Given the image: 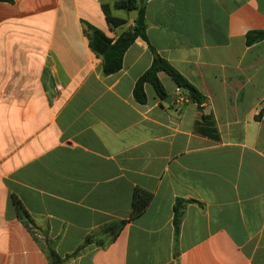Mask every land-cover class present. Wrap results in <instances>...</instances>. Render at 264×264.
<instances>
[{
  "label": "crops",
  "instance_id": "obj_1",
  "mask_svg": "<svg viewBox=\"0 0 264 264\" xmlns=\"http://www.w3.org/2000/svg\"><path fill=\"white\" fill-rule=\"evenodd\" d=\"M127 1L0 2V264H51L49 249L62 264H264V41L245 43L264 30V0H147L149 42L200 107L165 72L168 98L146 84L135 102L153 61L142 40L103 75L83 22L116 40L137 17ZM103 4L128 23L112 29ZM135 188L153 193L147 210L69 258L130 218ZM177 199L189 203L175 244Z\"/></svg>",
  "mask_w": 264,
  "mask_h": 264
},
{
  "label": "trees",
  "instance_id": "obj_2",
  "mask_svg": "<svg viewBox=\"0 0 264 264\" xmlns=\"http://www.w3.org/2000/svg\"><path fill=\"white\" fill-rule=\"evenodd\" d=\"M4 3H13L14 0H0ZM146 2L147 0H130L127 1V8L137 11V17L134 26L123 31L120 36L114 40L108 37L103 31L92 26L87 22H83L84 33L89 41V47L97 58L102 61V73L104 76L114 75L121 71L123 68L124 57L128 49L137 41L142 40L149 46L152 54L153 61L148 70L137 80L134 89L133 97L135 102L140 105L147 103L148 97L145 91V85L150 84L159 99L165 100L168 98L167 91L159 78L160 72H165L174 84L187 96L189 100L199 107L205 102L204 96L200 91L177 69H175L167 60L157 54L154 47L150 44L147 36V23H146ZM102 10L105 15L106 21L112 29L125 26L128 21L124 18L116 17L112 14L108 4L102 5ZM264 41V30H254L246 34L245 43L247 46H252L256 43ZM264 115V109L260 112L258 119ZM153 193L141 188H135L132 201V212L129 219L111 222L105 225L102 229L105 238L93 240V236H88L84 244L69 258L79 255L92 243L99 247H106L111 245L123 229L127 226L128 222L136 217L142 215L153 200ZM13 204L16 207L18 218L26 225L27 228L32 230L35 225L30 218L28 212L24 209L22 203L13 196ZM189 201L177 199L174 205V237L175 244L179 240L181 225L185 216V207ZM51 264H62L63 260L58 253L49 249L47 251Z\"/></svg>",
  "mask_w": 264,
  "mask_h": 264
},
{
  "label": "rangeland",
  "instance_id": "obj_3",
  "mask_svg": "<svg viewBox=\"0 0 264 264\" xmlns=\"http://www.w3.org/2000/svg\"><path fill=\"white\" fill-rule=\"evenodd\" d=\"M121 12H122V14H130L131 16L134 14L133 12H125V11H121ZM34 234H36V232ZM35 237L38 238L37 236H35Z\"/></svg>",
  "mask_w": 264,
  "mask_h": 264
},
{
  "label": "built area",
  "instance_id": "obj_4",
  "mask_svg": "<svg viewBox=\"0 0 264 264\" xmlns=\"http://www.w3.org/2000/svg\"><path fill=\"white\" fill-rule=\"evenodd\" d=\"M180 100H181V101H184V98H183V97H180Z\"/></svg>",
  "mask_w": 264,
  "mask_h": 264
}]
</instances>
